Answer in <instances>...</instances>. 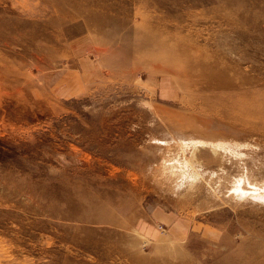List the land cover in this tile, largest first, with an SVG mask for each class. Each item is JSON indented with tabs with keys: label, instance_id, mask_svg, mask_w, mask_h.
Returning <instances> with one entry per match:
<instances>
[{
	"label": "rangeland",
	"instance_id": "1",
	"mask_svg": "<svg viewBox=\"0 0 264 264\" xmlns=\"http://www.w3.org/2000/svg\"><path fill=\"white\" fill-rule=\"evenodd\" d=\"M27 1L0 0V264H264V116L120 57L160 16L264 91V0Z\"/></svg>",
	"mask_w": 264,
	"mask_h": 264
},
{
	"label": "bare ground",
	"instance_id": "2",
	"mask_svg": "<svg viewBox=\"0 0 264 264\" xmlns=\"http://www.w3.org/2000/svg\"><path fill=\"white\" fill-rule=\"evenodd\" d=\"M163 1L158 0V3L161 4ZM76 2L79 7H82L80 3L83 0ZM13 7L25 16H35L40 13L27 0L20 2L13 0ZM88 8L91 9V6ZM104 8L103 5L97 7L99 11ZM1 20H3L1 24L7 32H14L15 34L21 32L17 38L11 39V42H21L23 40L20 38L25 37L32 43L40 35L34 27L32 31L26 30L29 22L23 23L13 11L3 12ZM111 20L102 17L99 21V28H103ZM167 22L168 20L162 19L160 16L148 15L144 17L143 22L134 28V31L136 30L139 35L135 39L134 45L123 47L120 57L127 58L129 55L133 56L138 52H143L150 61L147 66L156 70L177 72L179 81L185 85L184 89L189 90L192 86L200 87L202 89H200V93L205 94L201 97H207V100L219 98L231 101L234 104L231 107L236 108L240 120H244L246 111L248 112L246 117L248 116L250 120L264 116V91L254 94L241 93L245 83L243 76L246 74L240 75V64L226 63L223 57L218 58L206 44H201L191 36H183L179 30L172 29ZM30 23H34V26L36 24L33 20ZM115 30H118V25L115 26ZM129 38L128 36L125 37V39ZM39 48L43 49L40 46ZM45 50L50 51L52 48L45 46ZM80 214L82 215V211ZM72 216L79 219L77 211Z\"/></svg>",
	"mask_w": 264,
	"mask_h": 264
}]
</instances>
